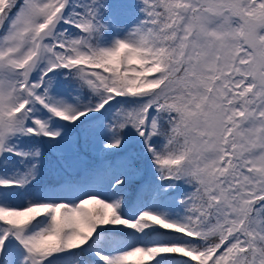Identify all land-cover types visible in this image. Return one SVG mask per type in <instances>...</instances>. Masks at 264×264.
Instances as JSON below:
<instances>
[{"label":"snow or ice","instance_id":"1","mask_svg":"<svg viewBox=\"0 0 264 264\" xmlns=\"http://www.w3.org/2000/svg\"><path fill=\"white\" fill-rule=\"evenodd\" d=\"M0 264H264V0H0Z\"/></svg>","mask_w":264,"mask_h":264}]
</instances>
